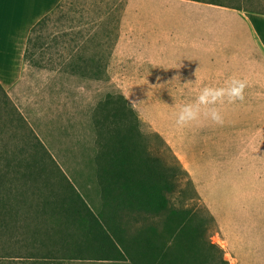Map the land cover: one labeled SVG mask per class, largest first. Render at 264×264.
<instances>
[{"label":"rangeland","instance_id":"rangeland-1","mask_svg":"<svg viewBox=\"0 0 264 264\" xmlns=\"http://www.w3.org/2000/svg\"><path fill=\"white\" fill-rule=\"evenodd\" d=\"M218 1L243 12H229V17L240 18L245 14L253 20L255 31L264 33V25L258 22L264 19V0ZM125 2L61 0L33 31L27 57H15L12 67L1 61L0 181L4 184L3 197L10 199V207L16 200L24 202L20 204L18 222L26 229L0 239V264H31L36 261L28 259L33 253L35 259L45 254L48 264H135L129 258H121L118 251L106 260L100 259L96 251L88 255L89 246L83 247L82 255L76 254L71 245L74 238L85 243L81 230L68 222L66 212L64 216L50 213L51 209L57 210L56 203H45L51 196H59V191L73 187L93 212L99 213L103 201L96 172L98 142H103V137L106 139V132L99 131L96 121L106 123L111 108L106 109L104 104L110 96L114 98L120 94L128 100L133 109V121L138 124V152L146 165L152 171L155 168L164 173L171 185L165 192L166 211L135 209L122 213L124 236L131 239L141 229L151 227L163 233L168 211L184 215L187 209L193 216V223L201 228L200 239L207 249L203 252L207 261L201 264H235L226 253V243L209 203L202 201L187 169L192 164L195 121L184 127L176 123L179 106L194 101L195 91L177 87L153 88L163 84L151 83L155 75L147 74L144 68L128 67V71H135L133 73L119 72L121 68L108 72ZM18 13L21 18V11ZM14 18L7 14L0 33L20 32L21 27L9 25ZM234 35L241 36L238 32ZM40 66L51 68V76L50 73H36ZM168 77L173 81L176 76ZM121 79L130 80L125 84L128 88H119ZM32 154L39 155L43 163H33ZM247 188L253 187L228 185L221 187L218 193L239 194ZM256 188L262 191L264 186ZM7 191L12 194H6ZM262 208L263 202L241 199L231 211L238 229H244V233H260L261 243L255 245L260 257L258 264H264ZM38 226L48 231L38 235L28 233ZM65 232L74 235L67 246L63 241ZM19 238L23 242H15ZM52 239L53 247L50 245ZM50 252L51 258L48 257Z\"/></svg>","mask_w":264,"mask_h":264},{"label":"crops","instance_id":"crops-1","mask_svg":"<svg viewBox=\"0 0 264 264\" xmlns=\"http://www.w3.org/2000/svg\"><path fill=\"white\" fill-rule=\"evenodd\" d=\"M60 1L0 0V28L7 14L15 17L9 25L21 27L20 32L0 33V66L5 61V66L12 67L15 57H27L33 31ZM218 3L126 0L108 72L121 68L119 72L133 73L128 67L144 68L155 75L151 83L163 84L153 88L193 89L195 98L204 86L222 85L234 77L247 80L243 102L219 106L222 124L203 116L195 121L193 158L187 169L197 193L217 219L226 253L235 264H258L255 245L261 243L260 233L238 229L231 211L241 199L264 203V189L256 188L264 186V33L255 31L253 20L245 14L229 17L243 12ZM263 20L258 22L264 25ZM36 73L51 76L53 70L40 66ZM169 75L180 79L172 81ZM121 80L119 88H128L125 84L130 80ZM171 83L179 85H164ZM228 185L253 188L239 194L218 193ZM50 213L56 214L52 209Z\"/></svg>","mask_w":264,"mask_h":264},{"label":"trees","instance_id":"trees-1","mask_svg":"<svg viewBox=\"0 0 264 264\" xmlns=\"http://www.w3.org/2000/svg\"><path fill=\"white\" fill-rule=\"evenodd\" d=\"M218 5L222 4L218 3ZM109 98L104 104L106 109L111 108L106 123L101 124L96 121L99 131L106 132V141L103 137V142H98L99 165L96 167L97 182L103 201L101 210L99 213H94L73 187L72 190L59 191L60 195L54 198L50 195L51 200L45 203H56L57 210L53 209V211L62 215L66 212L68 222L81 230V237L84 238L85 243L74 238L71 245L78 255L84 253V246H89V251H86L88 255L96 251L98 257L104 260L111 258L115 251H118L121 258H129L135 264L206 262L203 252L207 249L200 239L201 228L193 223V216L187 209L184 215L169 210L163 233H159L156 227H151L141 229L131 239L124 236L126 228L122 227L124 220L122 213L135 209L155 213L166 211L165 192L171 189V185L165 174L155 168L152 171L138 152L139 143L136 134L138 124L133 121V109L129 106L128 100L123 94ZM38 156L31 155L33 163H43L39 161ZM26 161L30 160L26 159ZM150 173L153 176H150ZM3 186V182L0 181V239H4L6 234L14 235L26 229L18 222L20 204L24 202L16 200L15 205L10 207V199L6 200L3 197ZM6 194L11 195L12 191H7ZM46 231H48L46 227L38 226L35 230L30 229L28 233L38 235ZM166 234L168 239H165ZM73 236L72 232H65L63 235L65 246ZM15 242H23V240L19 238L15 239ZM44 255L40 259H35L33 253L28 259L36 260L31 264H48L45 263L47 256ZM51 256L52 252L48 257Z\"/></svg>","mask_w":264,"mask_h":264},{"label":"clouds","instance_id":"clouds-1","mask_svg":"<svg viewBox=\"0 0 264 264\" xmlns=\"http://www.w3.org/2000/svg\"><path fill=\"white\" fill-rule=\"evenodd\" d=\"M196 74L197 72L195 73L197 81ZM173 79H180V77L176 76L173 77ZM189 83L192 82L189 81L186 84ZM247 87V80L235 77L225 81L222 85L204 86L199 90L194 101L179 106L176 118L177 125L180 127L187 126L199 120L201 116L216 124H222L223 115L219 106L226 102H243L245 100V90Z\"/></svg>","mask_w":264,"mask_h":264}]
</instances>
